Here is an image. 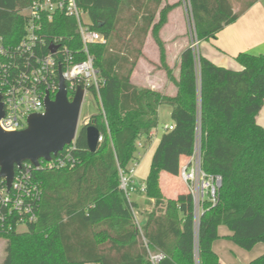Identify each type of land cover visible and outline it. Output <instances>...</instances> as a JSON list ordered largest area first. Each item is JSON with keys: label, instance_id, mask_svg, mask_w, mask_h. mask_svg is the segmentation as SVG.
<instances>
[{"label": "trees", "instance_id": "obj_1", "mask_svg": "<svg viewBox=\"0 0 264 264\" xmlns=\"http://www.w3.org/2000/svg\"><path fill=\"white\" fill-rule=\"evenodd\" d=\"M33 1L0 0L5 45L21 40V11ZM165 1L76 0L91 28L106 40L90 48L102 82L99 90L89 89L99 108L88 125L103 140L90 152L84 127L77 136L74 167L34 173L42 190L37 221L24 233H0L6 240L3 264H151L143 237L151 251L166 256L161 264H196V250L199 264H220L213 243L221 227L244 250L264 243V127L258 122L264 107V54H238L240 70L200 55L198 69L193 50L186 48L176 77L160 37L174 8ZM256 1L189 0L198 41L216 38ZM47 27L52 35L74 36L71 47H81L75 19L59 15ZM150 32L160 52L157 67L175 85L174 96L131 82ZM163 105L171 107L174 129L163 133L153 155L145 193L155 205L140 231L120 171L129 173L140 162L137 143L151 141ZM198 133L204 171L223 181L217 205L206 204L196 226L187 187L166 197L161 178L181 180V166L193 155ZM132 207L138 205L132 202ZM248 264H264V254Z\"/></svg>", "mask_w": 264, "mask_h": 264}, {"label": "built area", "instance_id": "obj_2", "mask_svg": "<svg viewBox=\"0 0 264 264\" xmlns=\"http://www.w3.org/2000/svg\"><path fill=\"white\" fill-rule=\"evenodd\" d=\"M21 14L25 23L24 34L19 43L7 46L0 38V96L4 111L0 128L6 133L26 129L32 115L45 113L46 98L49 96L51 100H55L60 91V75L65 79L70 101H73L79 88L84 89L85 101L90 94L89 89L95 87L99 90L102 82L90 48L105 43L106 40L101 33L91 28L87 13L78 6L76 0H35ZM59 15L75 19L81 47H71L70 44L75 41L74 36L63 37L49 33L47 26L55 23ZM192 35V50L197 57L196 48H199L200 42L195 27ZM53 47L56 48L55 52L51 50ZM173 129L172 124L166 126L164 132ZM156 134V131L152 133L151 141ZM76 140L77 138L51 161L41 160L39 167L30 162L23 163L20 168H16L10 186L6 178L1 176L0 170V233L19 232L20 226L27 227L37 221L42 190L34 173L74 167ZM102 140L101 135L100 143ZM137 146L138 149L147 148L142 141ZM138 156L142 158L140 152ZM138 164L139 162H135L129 173L120 171V177L121 188L131 204L135 224L141 231L143 222L132 207L131 192L134 189L130 188ZM180 177L192 195L195 222L198 226L205 205H217L223 181L221 176L204 171L199 133L193 155L181 166ZM141 191L145 193V183L141 185ZM143 241L149 262L161 264L166 256L161 252L151 251L144 237ZM196 264H199L197 250Z\"/></svg>", "mask_w": 264, "mask_h": 264}, {"label": "rangeland", "instance_id": "obj_3", "mask_svg": "<svg viewBox=\"0 0 264 264\" xmlns=\"http://www.w3.org/2000/svg\"><path fill=\"white\" fill-rule=\"evenodd\" d=\"M165 5L169 7H174L169 14L167 13V19L171 16L172 24L174 27H167V36L169 39L174 38L176 41L173 46L178 44L180 49L191 48L192 49V41L194 34V22L190 10L189 0H166ZM176 5V6H175ZM236 10L238 9V4H236ZM171 14V15H170ZM168 23V21H167ZM166 23V24H167ZM165 24V25H166ZM164 25V26H165ZM220 33V32H219ZM218 33V34H219ZM218 37V35L216 36ZM195 39V36H194ZM172 41V40H170ZM217 39H211L207 41H201L199 44V48L197 50V57H195L196 65L199 69L200 67V54H207L209 50V45H217ZM199 53V54H198ZM176 54L174 53V57L170 59L171 65L172 62L177 61L175 58ZM167 86L172 87L173 84L169 83L166 80ZM99 104L97 105L95 99L90 94L87 95L81 109L80 120H79V129L83 128L84 124L87 123L91 116L97 113ZM172 124V119L170 115V107L168 105H163L162 112L159 114V127L156 130V136L152 141L143 140V145H147V148L139 149V152L142 154V158L138 166L135 169V174L133 177V182L130 184V188L132 187L134 191L131 192V201L135 202L138 207L136 211L141 216L147 215L148 212L152 211L155 205V200H150L147 198L146 193L141 191V185L145 183L151 168V161L153 155L157 149L159 141L164 133V129L166 126ZM163 175L162 178V191L166 197L176 196L178 192H181L186 189L185 184L178 178H171ZM143 211V212H142ZM19 233H24L27 231L26 226H20L18 228ZM221 237L217 239L214 244V251L218 254L220 264H248L252 260L260 257L264 254V243H258L252 250H244L240 248L233 240L227 239V235H230V230L226 227H221L220 230ZM6 256V240L4 238H0V264H3V261Z\"/></svg>", "mask_w": 264, "mask_h": 264}, {"label": "water", "instance_id": "obj_4", "mask_svg": "<svg viewBox=\"0 0 264 264\" xmlns=\"http://www.w3.org/2000/svg\"><path fill=\"white\" fill-rule=\"evenodd\" d=\"M55 52L56 48H51ZM84 101V89L79 88L73 101L68 99L66 82L60 75V91L55 100L48 96L44 114L32 115L28 127L22 131L6 133L0 128V170L10 186L16 168L30 162L39 167L40 161H51L66 146L77 138L86 127L87 145L95 153L100 144V131L93 125L84 124L79 129V120ZM4 116L0 96V120Z\"/></svg>", "mask_w": 264, "mask_h": 264}, {"label": "crops", "instance_id": "obj_5", "mask_svg": "<svg viewBox=\"0 0 264 264\" xmlns=\"http://www.w3.org/2000/svg\"><path fill=\"white\" fill-rule=\"evenodd\" d=\"M234 10L237 11L238 9ZM171 20L172 19L170 16L168 23L160 31V37L165 43L167 63L170 68L173 69L174 75L178 77L180 55L184 48L180 49L178 44L173 46L176 41L173 40L174 38L169 39L170 37L167 36V27H174V24H172ZM216 39L218 41L217 45H209L207 54H205V56L202 54V56L209 59L218 66L226 67L232 70H240L241 66L235 60V57L238 54L242 52L256 55L264 54V0L256 1L237 21L225 27L218 34ZM143 53L144 57L139 60L132 75V84L139 88H149L155 91H163L170 96H174L177 91L175 85L170 82V80H168L166 72L163 69L157 67V65H160V52L151 32L147 36ZM174 53L176 54L175 58L177 61H173V64L171 65L170 59H172L171 56L174 57ZM166 80L173 84V86L166 87ZM162 108L163 106L160 107L159 114L162 112ZM258 122L262 127H264V107L258 115ZM162 178L161 187L163 184ZM140 217L144 223L146 217L142 215ZM231 235L232 233L225 237L230 239Z\"/></svg>", "mask_w": 264, "mask_h": 264}]
</instances>
